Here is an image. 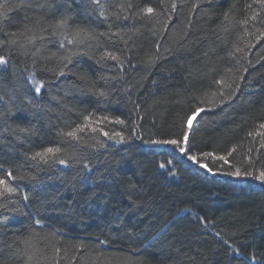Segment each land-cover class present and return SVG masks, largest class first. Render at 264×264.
<instances>
[{
    "label": "trees",
    "instance_id": "obj_1",
    "mask_svg": "<svg viewBox=\"0 0 264 264\" xmlns=\"http://www.w3.org/2000/svg\"><path fill=\"white\" fill-rule=\"evenodd\" d=\"M29 3L0 9V264H264V0Z\"/></svg>",
    "mask_w": 264,
    "mask_h": 264
},
{
    "label": "snow or ice",
    "instance_id": "obj_2",
    "mask_svg": "<svg viewBox=\"0 0 264 264\" xmlns=\"http://www.w3.org/2000/svg\"><path fill=\"white\" fill-rule=\"evenodd\" d=\"M94 3H97L99 4V0H93ZM20 3L22 5H28L30 6V3H29V0H20ZM7 4V0H4V3H0V9H3ZM131 5H129L130 7ZM173 7H175V5H173ZM145 13L147 14H152L153 13V9L151 7H148L146 9L143 10ZM101 15H103V13H101ZM7 15L0 12V19L2 20H7ZM125 19H127V17H125ZM67 23V20L66 19H62L60 21H58V24L57 26L60 27V26H63ZM83 31V30H82ZM55 34V33H53ZM77 35H79V33H77ZM68 43L69 44H73L74 43V40L72 39H69L68 40ZM64 45L61 44L60 47H63ZM105 58H109V59H112V60H117L119 59L117 56L113 55L112 53H105V55L102 57V59H105ZM7 61L6 59L3 57V56H0V65H3V64H6ZM63 71L60 72V75H63ZM43 83L42 82H37L34 84V87H35V92L37 94H39L41 92V89L43 88ZM101 95H103V93H101ZM204 109L202 108H197L193 111L192 115L190 117H188V120H189V123H188V128L191 129L192 127V123L191 121L193 119H195L200 112H203ZM86 120H89L90 117H85ZM104 119H107V117H105ZM117 123H123V121H117ZM89 125H85V126H80L78 127L76 130H73V131H70L68 132L66 135H68L69 137H72V138H78V133L79 132H83L85 127H88ZM261 127H264V125H261ZM92 131L95 132L97 131L96 128H92ZM102 131V129H101ZM103 134L105 136H108L109 134L107 132H103ZM116 135H120L119 133H116ZM122 139V137H121ZM188 142V133H184L183 135V143L186 145ZM155 143H164V144H169V145H175L179 152L181 154H186V148L185 147H181V142L180 141H177V140H165V141H157ZM59 151V148H47L44 152H37L35 154V156L33 157V159L39 157L41 160H44L45 162H47V157L49 155H54L56 152ZM188 159L191 160L192 162H197V158L195 156H188ZM221 159H223V157H221ZM61 164H64L66 163L64 160H60L59 161ZM227 162V161H226ZM168 163H171V161H169ZM205 165L201 164V167H204ZM161 168L165 167V165L161 164L160 165ZM9 175H11L9 173ZM235 175H240V172L239 170H237V172L235 173ZM248 175H251V173H248ZM257 180H260V181H264V172H260V174L258 176L255 177ZM16 189L14 187H12L10 184L7 183V181L5 179H0V196H3L5 193H13L15 192ZM27 197H25L26 199ZM36 223H40V221H36Z\"/></svg>",
    "mask_w": 264,
    "mask_h": 264
},
{
    "label": "bare ground",
    "instance_id": "obj_3",
    "mask_svg": "<svg viewBox=\"0 0 264 264\" xmlns=\"http://www.w3.org/2000/svg\"><path fill=\"white\" fill-rule=\"evenodd\" d=\"M194 121V119L191 121V123ZM188 123H189V121H188Z\"/></svg>",
    "mask_w": 264,
    "mask_h": 264
}]
</instances>
